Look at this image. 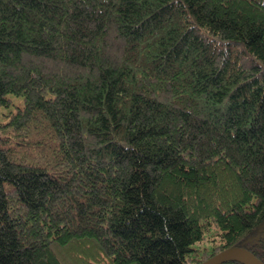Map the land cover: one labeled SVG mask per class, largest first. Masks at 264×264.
<instances>
[{"label": "trees", "instance_id": "1", "mask_svg": "<svg viewBox=\"0 0 264 264\" xmlns=\"http://www.w3.org/2000/svg\"><path fill=\"white\" fill-rule=\"evenodd\" d=\"M10 95L0 264H264V0H0Z\"/></svg>", "mask_w": 264, "mask_h": 264}, {"label": "water", "instance_id": "2", "mask_svg": "<svg viewBox=\"0 0 264 264\" xmlns=\"http://www.w3.org/2000/svg\"><path fill=\"white\" fill-rule=\"evenodd\" d=\"M227 261L241 264H262L253 253L242 246L227 247L197 264H224Z\"/></svg>", "mask_w": 264, "mask_h": 264}, {"label": "rangeland", "instance_id": "3", "mask_svg": "<svg viewBox=\"0 0 264 264\" xmlns=\"http://www.w3.org/2000/svg\"><path fill=\"white\" fill-rule=\"evenodd\" d=\"M9 99H10V103L8 106H0V123L2 121H5L6 118L4 117V114L5 113H8L10 111H14L15 110V107L16 106H22L23 105V99L22 97H16V96H13V95H10L9 96ZM16 149L14 150L15 151V155L16 156H26V153H30L31 150H25V151H22V150H19L18 147L19 146H15ZM194 247H197L199 249L203 248V247H206L208 249H210V244L206 241V240H201L199 242H196L193 244Z\"/></svg>", "mask_w": 264, "mask_h": 264}]
</instances>
